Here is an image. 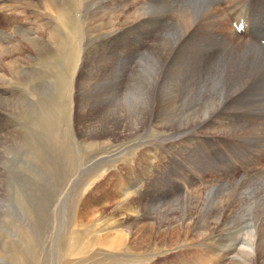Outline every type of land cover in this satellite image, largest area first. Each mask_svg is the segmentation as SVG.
Returning <instances> with one entry per match:
<instances>
[{
    "label": "rangeland",
    "instance_id": "374dc122",
    "mask_svg": "<svg viewBox=\"0 0 264 264\" xmlns=\"http://www.w3.org/2000/svg\"><path fill=\"white\" fill-rule=\"evenodd\" d=\"M25 1L0 0V264H247L249 248L243 241L247 242L253 230L259 238L264 237V149L257 139L243 138L240 131H236V136L243 139L239 141L225 136L211 141V137L216 129L217 133H226L237 128L229 110L235 109L238 116L247 115L264 100L259 95L249 96L243 107L220 111L215 121L222 122L211 130L189 131L185 92L188 55L182 52L184 44H191L183 39L178 42V37L183 33L184 16L194 21L203 10L202 4L206 9L208 4L200 0H158L140 7V0H127L119 11L113 10L117 9V0H58L64 5L61 15L36 1ZM138 7L139 13L151 20L142 28L154 34V39H160L166 47L178 42L175 60L166 63L169 68L149 51L140 50V42L150 40L152 35L142 39L141 27L119 28L130 15L131 19L135 17ZM108 8L115 11L114 16ZM166 10L172 12L164 13ZM68 21L72 24L67 27ZM85 31L92 37L87 38ZM218 32L227 37L224 26L218 27ZM36 36L38 40L32 41ZM71 44L81 53V68L76 69L74 61L67 59ZM59 46L64 49L61 55L52 56L48 62L30 58L36 53L34 49L54 55ZM89 49L91 67L82 59ZM197 53L202 54V50L193 55L198 57ZM22 54L17 64V68L23 67L21 72L15 68L11 75L9 58ZM21 74L24 80H16ZM135 78L139 87L131 83ZM156 79H161L156 82L157 95L174 106L164 107L177 117L174 120H163L146 101V95L149 101L153 98L150 84ZM173 79L181 85L176 82V86ZM208 81L212 83L209 94H213L206 111L213 110L223 90L220 79L210 76ZM6 100L14 106L26 101L24 108H18L21 114L31 107L28 103L33 105L38 100L46 113L53 115L51 129L57 136H43V156L29 158L27 148L20 146L19 138L29 123L20 125L16 118L20 112L16 107L4 109ZM244 118L239 119L244 122ZM252 122L251 129L259 123L258 128L264 131V119L262 123ZM32 129L36 130L35 126ZM191 131L193 134H189ZM240 164L248 168L247 174ZM11 215L8 222L23 225L27 237L4 220ZM13 246L11 252L9 247ZM256 250L252 264H264V243L256 244Z\"/></svg>",
    "mask_w": 264,
    "mask_h": 264
},
{
    "label": "bare ground",
    "instance_id": "6f19581e",
    "mask_svg": "<svg viewBox=\"0 0 264 264\" xmlns=\"http://www.w3.org/2000/svg\"><path fill=\"white\" fill-rule=\"evenodd\" d=\"M25 1V0H24ZM27 1V0H26ZM25 1V2H26ZM29 3L31 2V0H28ZM32 1H36L37 4H40L41 6H46V7H50L52 9H54L56 12L60 13L62 15V13L65 11L64 10V5L63 3H61L58 0H32ZM118 3L115 5V8L117 9H113V10H121L123 9V5L125 4V2H127V0H117ZM134 1V0H133ZM139 1V0H138ZM154 2V1H158V0H140V2H138L137 4L142 7L146 2ZM163 1V0H162ZM166 1V0H165ZM164 1V3H165ZM195 1V0H194ZM202 3H207L208 7L207 9L203 6V10L200 14V16L198 18H196V20L193 19L190 20L192 17L190 18H186L189 17L188 16H184L185 19H183V17H181V19H183V24L181 25V30H183L182 35L178 37V42L183 39V41L187 42L189 41V43L191 45H185V49L183 50L182 53H187V61H186V93H187V101H188V116L186 117L187 119V123H188V129L193 130V131H203V132H207V130H209L211 127L214 128L213 126H215L216 124H219L222 121H219V123L217 121H215L216 115L220 114V111H227L229 110L228 108H241L243 107L245 100L247 97L252 95H259L262 99V101L264 100V92L259 93V90L262 88V86L264 85V0H200ZM112 2V1H111ZM152 2V3H153ZM183 2V1H180ZM199 2V3H201ZM124 3V4H123ZM155 3V2H154ZM153 3V4H154ZM185 3V2H184ZM191 3V2H188ZM169 4V3H168ZM187 4V2H186ZM126 5V4H125ZM149 5H151V3H149ZM157 5V4H155ZM181 5V4H180ZM188 5V4H187ZM190 5V4H189ZM201 5V4H200ZM31 6V5H30ZM162 6V5H160ZM167 6V5H166ZM165 6V7H166ZM172 6V5H171ZM169 6V7H171ZM219 6V10H217V7ZM108 7V6H107ZM125 7V6H124ZM128 7V6H126ZM125 7V8H126ZM148 7V6H146ZM155 7V6H154ZM152 7V8H154ZM193 7V6H192ZM201 7V9H202ZM112 8V7H111ZM158 8V7H157ZM156 8V9H157ZM176 8V7H175ZM183 8L186 9L183 5ZM191 8V6H190ZM198 8V7H197ZM109 9V8H108ZM167 9V8H166ZM182 10V8H180ZM188 9V7H187ZM110 10V9H109ZM108 10V11H109ZM144 10V9H143ZM160 10V8H159ZM173 10V8H172ZM175 10V9H174ZM162 11H165V9ZM167 12L164 13H168L171 10H166ZM54 12V11H53ZM159 12V11H158ZM172 12V11H171ZM175 12V11H174ZM173 12V13H174ZM177 12V10H176ZM188 12V11H187ZM51 13V12H49ZM74 13V12H73ZM111 16H114L115 11L110 10L109 11ZM143 13V12H142ZM179 13V12H177ZM199 13V11L197 12ZM56 14V13H55ZM78 14V13H77ZM118 14V13H117ZM154 14V13H153ZM152 14V16H153ZM156 14V13H155ZM176 14V13H174ZM195 14V12L193 13ZM135 17H133L132 19L130 17H132L131 15L129 16V19H125L123 20L122 25L119 27H124V30H130L133 28H138V27H143L145 25H147L149 22H151V20L145 16H142L141 13H139V7L137 8V11L135 12ZM148 15V14H147ZM161 15V14H160ZM163 15V12H162ZM161 15V16H162ZM166 15V14H165ZM198 15V14H197ZM73 16V15H72ZM123 16H125V14H123ZM167 16V15H166ZM172 16V15H171ZM178 17H180L179 15H176ZM164 17V16H162ZM195 17V16H194ZM193 17V18H194ZM111 18V17H110ZM109 18V19H110ZM176 18V17H175ZM58 19V18H57ZM75 19V18H74ZM78 19V18H77ZM170 19V18H167ZM173 19V18H172ZM84 20V19H83ZM87 20V19H86ZM117 20V19H116ZM159 20V19H158ZM161 20V19H160ZM164 20V19H163ZM178 20V19H177ZM81 21V20H80ZM89 21V19H88ZM111 21H115L113 19H111ZM122 21V20H121ZM173 21V20H172ZM242 21L243 23V31L238 33L235 29V27L238 26V23ZM60 22V21H59ZM72 22V20H71ZM70 21H68V23L66 24V26L68 27V25L72 24ZM166 22V21H164ZM171 22V21H170ZM176 22V21H175ZM180 22V20H179ZM182 22V21H181ZM87 23V22H85ZM90 23V22H89ZM117 25H120V23L117 21L116 22ZM164 24V23H163ZM98 25V24H97ZM115 25V24H114ZM235 25V27L233 26ZM102 26V25H101ZM148 26H151L148 25ZM153 26V25H152ZM224 26L227 30V37L222 36L219 32H218V27ZM56 27H58L56 25ZM60 27V26H59ZM87 27V26H86ZM176 27V26H175ZM89 28V27H87ZM176 28H179L178 26ZM175 28V29H176ZM54 29V28H53ZM70 30H72V28H69ZM180 29V28H179ZM20 30V29H19ZM91 30V29H89ZM51 31V30H50ZM49 31V32H50ZM58 31V30H57ZM65 31V30H64ZM173 31V30H172ZM46 32V31H45ZM142 32V33H141ZM141 32L139 33L144 34V36H142V39H144L145 37L151 36L152 34H149V31H145V28L141 30ZM174 32V31H173ZM27 33V32H25ZM24 33V34H25ZM171 33V31H170ZM19 34H21L19 32ZM42 34V33H41ZM45 34V33H44ZM47 34V33H46ZM58 34V33H57ZM61 34V33H60ZM23 35V34H22ZM78 35V34H77ZM84 35L89 38L91 36L89 31H85ZM154 35V34H153ZM150 37V40L148 41H141L139 44L140 50H146L149 51L150 53H152L153 55L157 56L158 59L160 60L162 65H166V63L170 60H175L173 59L178 53L179 47L175 48L176 44H174V46H167L165 45L164 42H162L160 39H154L155 37ZM225 35V34H223ZM26 36V34H25ZM98 36V35H97ZM158 36V35H156ZM178 36V35H177ZM183 36V37H182ZM41 37V36H39ZM67 37V35H65L64 39ZM74 37V36H73ZM92 37V36H91ZM166 37V35H165ZM173 37V36H171ZM182 37V38H181ZM47 38V37H46ZM52 38V37H51ZM60 38V37H59ZM157 38V37H156ZM170 38V37H169ZM168 38V39H169ZM26 39V38H25ZM29 39V38H28ZM53 39V38H52ZM63 39V40H64ZM141 39V40H142ZM163 39V38H162ZM24 40V39H23ZM37 36L35 38L32 39V41H36ZM56 40V39H55ZM54 40V41H55ZM61 40V39H60ZM170 40V39H169ZM25 41V40H24ZM73 41V40H72ZM196 41H198L196 43ZM18 42H20L18 40ZM51 42V41H50ZM56 42V41H55ZM67 42V41H66ZM58 43V42H57ZM71 43V41H70ZM78 43V42H77ZM196 43V44H194ZM53 44V42H52ZM56 44V43H55ZM60 44V43H59ZM63 44V43H62ZM137 44V43H135ZM42 45V44H41ZM58 45V44H57ZM80 45V44H79ZM29 46V45H28ZM48 46V45H47ZM81 46V45H80ZM63 47V45L61 46ZM64 48V47H63ZM57 47V49L54 50V55L43 51V50H37L34 49L33 51H35L36 53H34L33 56H30V58H33L35 60H39V62H43L45 63L46 61L48 62L52 56L57 55H61L62 49ZM84 48V46H83ZM86 48V47H85ZM52 49V48H51ZM88 49V48H87ZM86 49V51H87ZM181 49V48H180ZM64 50V49H63ZM85 50V49H84ZM202 50V54H199L198 57L194 56L193 54L195 52L201 51ZM8 51V50H6ZM2 52V51H1ZM64 52V51H63ZM11 53V52H10ZM85 53V52H83ZM184 53V54H185ZM2 54V53H1ZM8 53L6 52L7 55ZM90 49H89V53L86 52L85 56L82 57V59H85L86 64L90 66ZM93 54V53H92ZM98 54V53H97ZM181 54V53H180ZM24 54H22V56L18 55L19 57L17 58H13V56H11L9 59L10 62L9 64V72L11 75L14 74L15 72V68H17V64L19 62V59H21L23 57ZM32 55V54H31ZM2 56V55H0ZM10 56V55H9ZM179 56V55H178ZM181 57V55H180ZM185 57V56H184ZM62 58V57H61ZM81 58V53L79 51H77L76 47L72 46L71 44V48L69 49V52L67 54V59L72 62L74 61V64L76 69H78V67H82L78 64V62L80 61ZM149 58V57H148ZM176 58V57H175ZM178 58V57H177ZM60 59V58H59ZM92 59V58H91ZM32 60V59H31ZM158 60V61H159ZM58 61V60H57ZM63 61V60H62ZM105 63V62H104ZM172 63V62H171ZM71 64V65H72ZM97 64V63H96ZM144 64V63H143ZM151 63H149L150 65ZM65 65L68 66V64L65 63ZM184 65V66H185ZM58 66V65H57ZM87 66V67H88ZM156 66V65H153ZM52 67V66H51ZM72 67V66H71ZM168 67V66H167ZM21 68L23 67H19L17 69L20 70L21 72ZM97 68V67H96ZM142 68V67H141ZM166 68V67H165ZM169 68V67H168ZM52 69V68H51ZM144 69V68H143ZM150 69V68H149ZM184 69V68H183ZM56 70V69H55ZM63 70V68H62ZM66 70V69H65ZM69 70V69H68ZM85 70H89V69H85ZM110 70V69H109ZM155 70V68H154ZM152 70V71H154ZM18 71V70H17ZM64 71V70H63ZM70 71V70H69ZM72 73L75 72V70H71ZM70 71V72H71ZM125 71V70H124ZM141 71V70H140ZM182 71V70H180ZM185 71V70H184ZM19 72V71H18ZM151 72V70H150ZM157 72V71H156ZM166 72V71H165ZM168 72V71H167ZM67 73V72H66ZM169 73V72H168ZM64 75V73H62ZM78 74V73H77ZM100 74V73H99ZM133 74V73H132ZM62 75V76H63ZM101 75V74H100ZM156 75V74H155ZM158 75V74H157ZM167 75V74H166ZM164 74V76H166ZM62 76H60L59 78H61ZM80 76V75H79ZM152 76V75H151ZM169 76V75H168ZM185 76V75H183ZM211 77H214L216 80L220 79L221 81V87L223 90H221V94L219 95L218 98V102L215 105V107L213 108V110L210 111H206V106H207V102H209V99L211 98L212 94H209V90L208 87L211 83V81H208ZM24 74L20 75V76H16L15 79L18 81H23L24 80ZM72 74L70 75L69 80L72 78ZM156 77V76H155ZM154 77V78H155ZM159 77V75H158ZM58 78V79H59ZM66 75L64 77V83L66 82L65 80ZM138 78H140V76H138ZM142 78V77H141ZM153 78V77H152ZM183 78V77H182ZM182 78L179 77V79L181 80ZM62 79V78H61ZM67 79V78H66ZM96 79V78H95ZM119 79V78H118ZM30 80V79H29ZM28 80V81H29ZM54 80V79H53ZM52 80V81H53ZM60 80V79H59ZM91 80V79H90ZM120 80V79H119ZM161 80V79H160ZM159 79L157 80H153L151 85V94L153 96V98L149 101L150 96L146 95V101L148 103H150L153 108L158 110L159 116L161 118H163V120H167V121H171L174 120L173 117L177 118L175 115L172 116V113H168L167 109H165L164 107H167L168 109L171 107V104L166 103V99H162L160 96L157 95V91H156V82L159 84L158 81H160ZM174 80V79H173ZM31 81V80H30ZM55 81V80H54ZM68 81V80H67ZM71 81V80H70ZM98 81V80H97ZM183 81V80H182ZM56 82V81H55ZM84 82V81H83ZM171 82V81H169ZM175 82V80L173 81ZM177 82V81H176ZM175 82V84H176ZM180 82V81H179ZM177 82L178 84L181 85V83ZM85 83V82H84ZM115 83V82H114ZM131 83H133L134 85H139V82L136 80H133V82L131 81ZM131 83H129V87L131 88ZM128 84V83H127ZM183 84V82H182ZM67 85V83H66ZM65 85V86H66ZM72 85V84H70ZM82 86L85 84H81ZM173 85V84H172ZM214 85V84H213ZM78 86V85H77ZM177 86V84H176ZM215 86V85H214ZM62 87V86H61ZM69 87V86H67ZM73 87V85L71 86ZM139 87V86H138ZM170 87V86H169ZM174 89V86H172ZM212 87V86H211ZM217 87V84H216ZM128 88V87H127ZM137 88V87H135ZM134 88V89H135ZM184 88V86H183ZM218 88V87H217ZM56 89V88H55ZM72 89V88H71ZM70 89V90H71ZM133 89V88H132ZM133 89V90H134ZM148 89V88H147ZM146 89V91H147ZM211 89V88H210ZM213 89V88H212ZM211 89V90H212ZM44 90V89H43ZM129 90V89H128ZM127 90V91H128ZM141 90V88H140ZM149 90V89H148ZM170 90V88H169ZM182 90V89H181ZM67 91V90H65ZM75 91V90H74ZM78 91V90H76ZM119 91V90H118ZM132 91V90H131ZM217 91V90H216ZM215 91V92H216ZM45 92V90H44ZM49 92H51V90H49ZM48 93H42V94H49ZM116 92V91H115ZM135 92V91H134ZM133 92V93H134ZM165 92V91H163ZM211 92V91H210ZM125 93V92H124ZM170 93V92H169ZM168 93V94H169ZM184 93V92H183ZM81 94V93H80ZM122 94V93H121ZM180 94V93H179ZM51 95V93H50ZM131 95V94H130ZM35 96V95H34ZM145 96V95H143ZM173 96V95H172ZM185 96V95H184ZM254 96V97H255ZM44 98L43 96H39ZM63 97V96H62ZM121 97V96H120ZM134 97V96H133ZM171 97V96H170ZM118 98V97H117ZM144 98V99H145ZM173 98V97H171ZM2 99V98H1ZM60 99V98H59ZM248 99V98H247ZM250 99V98H249ZM255 99V98H254ZM34 100V99H32ZM168 100V99H167ZM171 100V99H170ZM174 100V98H173ZM252 100V99H251ZM258 100V99H257ZM172 101V100H171ZM214 101V100H213ZM260 101V100H259ZM1 102V101H0ZM3 102V101H2ZM177 102V101H175ZM3 105L4 109H6L7 111H11V109H15L16 107V111H19L21 114V111L18 110V108H24L26 106V101L24 102H20L18 104H14L9 101L6 100V102ZM34 103V102H33ZM81 103V102H80ZM185 103V102H184ZM247 103V102H246ZM260 103V102H259ZM28 105H30L31 107H29L28 110H25V112H22V114L18 115V117L21 121L18 122L20 125H23L25 122L29 123L26 127V133H24L20 138L19 141L21 143V147L27 148L28 151V156L29 158H35V157H40L43 156V151H42V144L44 141L43 136L47 135V139H52L54 137V134L57 136L55 131H52L51 129V122L52 118L51 116L53 115H49L48 113H46L47 110H45L46 107H43L42 103H39L38 100L36 101L35 104L31 105V103H28ZM139 105V104H138ZM143 105V104H142ZM141 105V106H142ZM148 105V104H147ZM248 105V103H247ZM177 106V105H176ZM255 107L253 108V110L251 109V111L248 110V114L246 115L245 113H243L242 115H235L236 110L233 109L232 111H230V113L232 114L233 117H235V121H236V126L233 130L231 124V128L232 131H225L226 133H217L214 132V135L211 137V141L215 138L221 137V136H225L228 139H234V138H239L237 137L238 135L236 134V131H240L241 132V136L243 138H250L253 139L255 138L258 140L259 143H261V148L263 147L264 149V131H262L261 127L258 128V122L260 121V123H262L261 121L264 119V112H261L260 110L264 111V104H257L254 105ZM262 106V107H260ZM116 107V106H115ZM174 107V106H173ZM173 107H171V109H173ZM245 107V106H244ZM252 107V106H251ZM259 107V108H258ZM31 108V109H30ZM34 110H33V109ZM135 108V107H134ZM187 108V107H186ZM212 108V107H211ZM26 109V108H25ZM175 109V108H174ZM177 109V107H176ZM45 110V111H44ZM171 111V110H170ZM224 111V112H225ZM176 112V111H175ZM15 113V112H14ZM149 114V112H147ZM146 113V114H147ZM229 114V112H227ZM238 113L241 114V112L238 111ZM145 114V113H144ZM147 114V115H148ZM156 114V113H155ZM177 115V114H176ZM255 115V116H254ZM152 115H150L151 117ZM231 116V117H232ZM245 117L243 121H241L239 118ZM254 116V117H252ZM27 117L29 119H27ZM219 117V116H218ZM229 117V116H228ZM248 117V119H247ZM226 118V117H225ZM27 119V120H26ZM99 119V118H98ZM151 119L153 120L154 118L151 117ZM159 119V118H158ZM224 119V118H223ZM222 119V120H223ZM227 119V118H226ZM234 119V118H233ZM232 119V121H234ZM140 120V119H139ZM221 120V119H220ZM229 120V119H228ZM252 120H255V122H257V127L255 125V127H253L251 129V125H252ZM149 121V120H148ZM154 121V120H153ZM69 122V120H68ZM248 123V125H244V123ZM159 123V122H157ZM227 123V122H225ZM235 123V122H234ZM165 124V123H164ZM223 124V123H221ZM31 125L35 126L36 130L32 129ZM70 125V124H69ZM68 125V126H69ZM158 125V124H157ZM162 125V123H161ZM226 125V124H225ZM229 125V124H228ZM263 125V124H262ZM67 126V128H68ZM170 126V125H168ZM182 126V125H181ZM218 126V125H217ZM92 127V126H91ZM161 127V126H160ZM223 127V126H222ZM46 128L48 129L50 132L47 133V130L43 129ZM184 128V127H183ZM219 128V127H218ZM226 128V127H225ZM230 128V127H229ZM246 128H249V131L246 130ZM186 129V127L184 128ZM69 130V128H68ZM153 129H151L152 131ZM211 130V129H210ZM215 130V129H214ZM74 130L72 129V132ZM179 131V130H178ZM193 131L189 132V134H193ZM222 131V130H221ZM70 132V131H69ZM180 132V131H179ZM186 133V132H185ZM201 133V132H200ZM212 132H210L211 134ZM252 133V136H251ZM195 134V132H194ZM12 135V134H11ZM75 135V134H74ZM201 135V134H200ZM237 135V136H236ZM1 136V135H0ZM20 136V135H19ZM14 137V136H13ZM201 137V139H203L202 136H198ZM191 139H194V137ZM197 139V138H196ZM8 140V139H7ZM217 140V139H216ZM239 140H243L242 138L238 139ZM250 140V139H249ZM4 141V140H2ZM219 141V140H218ZM233 141V140H232ZM254 141V140H253ZM216 142V141H215ZM227 142V141H226ZM35 143H38L40 145H34ZM221 143V142H220ZM229 143V142H228ZM6 144V143H5ZM19 144V142H18ZM208 145V144H207ZM260 145V144H259ZM11 146V145H10ZM91 146V145H90ZM89 146V147H90ZM208 147V146H207ZM228 147V146H227ZM101 148V147H100ZM192 149V148H191ZM26 150V149H25ZM206 150V147H205ZM209 153V152H208ZM215 153V152H214ZM259 153V152H258ZM261 155V154H260ZM18 157V156H17ZM22 158V157H21ZM24 158V157H23ZM255 158V157H254ZM249 161V160H248ZM19 162V161H18ZM241 163V162H240ZM12 164V163H11ZM253 164V163H252ZM40 166V165H38ZM242 165L240 164V167ZM234 168V167H233ZM33 169V168H32ZM34 169H37L36 167H34ZM243 169V170H242ZM242 169L240 168V170L245 172L246 170H248V168L246 166H242ZM251 169V168H250ZM263 170V169H262ZM249 171V170H248ZM251 171V170H250ZM252 171H254L252 169ZM251 171V172H252ZM259 171V170H255L254 172ZM35 172V171H33ZM220 172V171H219ZM261 172V170L259 171ZM240 174V173H239ZM247 174V172H246ZM253 174V173H252ZM34 175V174H31ZM240 176V175H239ZM248 176V175H247ZM250 178V177H249ZM253 178V177H252ZM223 179V178H222ZM243 179V178H242ZM15 182V181H14ZM234 184V183H233ZM232 184V185H233ZM236 184V183H235ZM237 184L239 185V183L237 182ZM236 184V185H237ZM227 185V184H226ZM242 185V184H241ZM246 185V184H245ZM247 186V185H246ZM237 187V186H236ZM242 187V186H241ZM244 188V187H243ZM17 189V188H16ZM237 189V188H235ZM18 190V189H17ZM122 193V191H121ZM213 194V193H212ZM120 195V194H119ZM252 195V194H251ZM6 196V195H5ZM124 196V195H123ZM208 196V195H207ZM210 196V195H209ZM117 197V196H116ZM189 197V196H188ZM190 198V197H189ZM22 200V198H20ZM122 199V198H121ZM125 199V198H123ZM193 199V198H192ZM20 200V201H21ZM118 200V199H117ZM120 200V199H119ZM191 200V199H190ZM254 201V200H253ZM185 202V201H183ZM241 202V201H240ZM157 203V202H156ZM170 203V202H169ZM202 203V202H201ZM258 203V202H257ZM24 204V203H23ZM206 204V203H205ZM214 204V203H213ZM200 205V204H199ZM239 205V204H238ZM6 206V205H5ZM192 206V205H191ZM205 206V205H204ZM227 205H225L226 207ZM237 206V205H236ZM26 207V206H25ZM165 208V207H164ZM223 208V207H221ZM185 209V208H184ZM192 209V208H191ZM204 209V207H203ZM10 210V209H9ZM129 210V209H128ZM145 210V209H144ZM143 210V211H144ZM187 210V209H185ZM190 210V209H189ZM198 210V209H197ZM243 210V209H242ZM191 211V210H190ZM6 212V211H5ZM131 212V211H129ZM139 211L137 210V213ZM168 212V211H167ZM203 212V210H202ZM141 213V212H140ZM191 213V212H190ZM205 213V212H204ZM208 213V212H207ZM223 213V212H222ZM261 213V212H260ZM151 214V213H150ZM170 214V213H169ZM206 214V213H205ZM219 214V213H218ZM121 215V214H120ZM200 215V214H199ZM221 215V214H219ZM149 216V215H148ZM208 216V214L206 215V217ZM224 216V215H223ZM144 217V216H143ZM202 217V216H201ZM200 217V218H201ZM8 218H13V215H11L10 217H5L4 220H6L7 224L14 230L17 232H21L23 233L26 237L28 234V230H25L24 226L21 224H16V222L13 221V223L8 222ZM205 218V217H204ZM203 218V219H204ZM210 218V217H209ZM164 219V218H163ZM202 219V218H201ZM211 219V218H210ZM140 220V219H139ZM209 220V219H208ZM217 220V219H215ZM111 221V220H110ZM109 221V222H110ZM113 221V220H112ZM195 221V220H194ZM201 221V220H200ZM218 221V220H217ZM108 222V223H109ZM205 222V221H204ZM203 222V223H204ZM212 223V222H211ZM206 224V223H204ZM210 224V223H209ZM216 224V223H215ZM227 224V222H226ZM203 225V224H202ZM205 226V225H204ZM226 226V225H225ZM199 227V226H198ZM220 227V226H219ZM258 227V226H257ZM263 227V226H262ZM27 228V227H26ZM240 228V227H239ZM30 229V228H29ZM200 229V228H199ZM209 229V228H208ZM32 230V229H31ZM202 230V229H201ZM228 230V228H227ZM253 230V229H252ZM251 230V231H252ZM262 230V229H261ZM203 231V230H202ZM201 231V232H202ZM208 231V230H207ZM239 231V230H238ZM242 231V230H241ZM250 231V232H251ZM33 232V231H31ZM36 232V231H35ZM211 232V231H210ZM249 232V233H250ZM199 233V232H198ZM205 233V232H204ZM203 233V237H205L206 233ZM224 233V232H223ZM197 234V233H196ZM209 234V233H208ZM32 235V234H31ZM200 235V234H199ZM212 235V234H211ZM249 236V235H247ZM261 236V235H260ZM207 237V236H206ZM115 238V237H114ZM264 238V237H263ZM263 238L262 237H258L257 232L255 233V231L253 230L250 237L248 238L247 242L245 243V240L243 241V244H245L248 248H249V252L247 254L246 257H248L247 264H252V262L254 261V258L257 256L258 251L256 250V244H258L259 246H261L264 242H263ZM31 239V238H30ZM112 241H108L111 242L112 244L117 243L116 239H109ZM219 241V240H218ZM159 242V241H158ZM222 243V242H221ZM119 244V243H118ZM161 244V243H160ZM30 245H28L29 248ZM245 246V247H246ZM11 252L14 251L15 247H9ZM111 248V247H110ZM213 248V247H212ZM226 248V247H225ZM258 248V247H257ZM243 249V248H242ZM28 250V249H27ZM101 250V249H100ZM18 251V250H17ZM103 252V251H102ZM107 252H105L106 254ZM128 253V252H127ZM232 253V251H231ZM104 254V255H105ZM226 254V253H225ZM108 255V254H107ZM234 255V253H233ZM11 256V255H10ZM14 256V255H13ZM15 257V256H14ZM218 257V256H217ZM8 258V257H7ZM17 258V257H16ZM224 258H227L224 256ZM243 258V257H241ZM196 260V259H195ZM218 260V259H217ZM192 261V260H191ZM222 263L223 259H221ZM245 261V262H246ZM199 262V261H198ZM190 263V262H189ZM191 264V263H190ZM221 264V263H220ZM225 264V262H224Z\"/></svg>",
    "mask_w": 264,
    "mask_h": 264
}]
</instances>
